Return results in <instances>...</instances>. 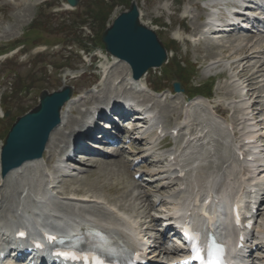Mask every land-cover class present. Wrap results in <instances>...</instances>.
Masks as SVG:
<instances>
[{"label": "rangeland", "instance_id": "rangeland-1", "mask_svg": "<svg viewBox=\"0 0 264 264\" xmlns=\"http://www.w3.org/2000/svg\"><path fill=\"white\" fill-rule=\"evenodd\" d=\"M205 2L203 0H114L111 3L114 4L113 9L106 17L105 23L102 24L100 22L98 24L95 20H91L90 16L85 15L86 7H89L88 0H79V18L64 12V5H66L64 0H53L46 3V5H39V0H14L13 2L0 0V54L17 44L27 43L26 56L19 57L15 55L17 51L15 50L9 56L0 57V145L14 123L16 116L18 117L24 112L28 113L37 106L38 96L41 92L51 93L64 86L71 87L74 94L78 95L77 99L89 101L85 108L102 100L101 89L105 87L103 84L107 82L106 72L110 73L111 67L118 66L114 72L119 71L116 73L123 75L124 69H122L123 63L120 64L119 60L106 54L100 41L101 35L119 14L129 9L131 3L137 5L140 22L153 31L168 56L169 64L160 68L150 69L147 80L149 86L164 91L160 95L150 92L147 95L154 98L151 105L160 110L165 116L164 119L168 128L177 124L178 118H182L181 122L187 126L188 130L195 129L201 120L210 118L209 114L213 106L220 105L221 109L227 107L230 103V98L232 99L236 92L238 93L234 88L236 89L238 86V88L244 87L243 84L250 77L254 81L250 80L251 86L246 87L242 93L246 94L247 88L255 89L252 94L257 98L250 100V102L256 101V108L264 111V54L262 53L264 45H260V48L258 47L256 56L252 55L250 57L252 52V49L248 51L250 46L247 49L244 48V51L234 52L231 51L233 48L229 46L230 44H228L226 38H214L210 41H202V37L191 39L200 33L201 26L208 16L209 11L206 9ZM89 10L92 13L94 12V14L97 13V9L94 6H91ZM258 37L253 35V33L247 32L233 34L229 38L232 40L237 39L234 46H238L239 43L245 45L246 43H254L257 39L262 40V38ZM77 40L81 41V45L84 46L83 49L88 52V55L80 54L77 51V46L71 45L73 41ZM55 43L61 45L53 47ZM43 44H48L50 48L44 49L40 46L32 49L34 45ZM65 45L72 47H64ZM170 50L173 51L174 56L169 52ZM12 56V59H16V61L11 60V62L3 63L5 57L11 58ZM214 58H223L222 66L212 70L208 69L210 61ZM239 58L242 60L235 64L234 70L240 72L244 67L248 68V70H245L242 74L245 78L243 77L240 81L233 79L235 82L230 84L228 81L233 75V71H230L228 63ZM25 59L26 61L24 62ZM250 65H253L254 68ZM256 70L259 72L262 70V72L255 73ZM185 71L191 74L190 78L183 76ZM218 74L219 77L217 76ZM108 77L107 79L114 82V76L112 78ZM178 79L184 83L186 89L184 93L187 95H189V92L190 94L196 91L202 92L207 84L211 85L213 87L210 95L212 99L209 101L211 105L209 102L198 98L187 101L183 93L171 94V83L178 81ZM83 109V105L82 107L80 105L77 106V110ZM1 110L9 112V116L2 119L1 117H3L4 113ZM78 116V114L68 115L69 118L73 119ZM235 116L233 110H229L226 114L229 122L234 121L236 119ZM261 118L264 119V112L257 116V119L261 120ZM217 123L221 124L222 121L218 119ZM261 126L258 129L264 135V126ZM217 136V145L213 143L211 150L213 157L209 156V160H216L214 154H217V156L222 154L227 160V150L225 153V148L220 147L223 139L221 141L218 134ZM228 141H231V137ZM101 149L106 153L112 150L111 147L106 145ZM206 150V147H198L192 152L201 154V158L205 160L208 155L205 152ZM163 154L164 151H156L154 156L160 157ZM86 159L87 157L77 156V162H82ZM216 165L215 163L212 164V167L204 166L205 168L201 169V172L198 171V173L200 172L207 177L209 172L216 169L213 168ZM71 166L74 169V177L69 179V187L81 188L83 191H87L89 194L94 193L93 195L101 198L109 196L115 205L119 204L123 207L129 205L131 197L136 196L140 192L139 188L128 184L129 195L119 193L118 184H122V179L125 181L124 173H122V170L125 172V169L119 170V168L124 167L122 162L112 166L122 174L121 180L116 179V174L109 175L105 168H101V170L92 168L90 170V167L87 168L76 163ZM89 171L92 172V175L88 177V182L91 184L96 183L95 186H97V189L92 192H88L87 183H85L87 178L85 172ZM238 173L239 171L235 167L228 174L232 183L239 178ZM98 175L103 176V178L98 179ZM109 176L113 177L106 179ZM118 177L120 178V176ZM204 179L205 177H203ZM129 180H132L131 176ZM110 185H112L109 187L111 191L108 192L109 188L107 186ZM2 191H4V187L1 189ZM6 191H8V188ZM154 213V211H151V215ZM261 221H264V218H261L259 223ZM259 228L257 225L254 232L255 235H257Z\"/></svg>", "mask_w": 264, "mask_h": 264}, {"label": "bare ground", "instance_id": "bare-ground-1", "mask_svg": "<svg viewBox=\"0 0 264 264\" xmlns=\"http://www.w3.org/2000/svg\"><path fill=\"white\" fill-rule=\"evenodd\" d=\"M9 1H13V0H9ZM142 25L146 26L145 24H142ZM214 35L216 36V34H212V36ZM223 36L224 35H222V37ZM231 36L232 34L225 35V38L227 39L228 44H230L229 46L233 48L231 51H234V52L240 51V50H243L244 48L247 49L250 46L248 48V51H251L252 49V52L250 53V57H252V55L256 56V54L258 53L257 51L258 47L260 48V45H264V37H263L262 40L257 39L255 40L254 43H246V44L244 43L245 45H243V43L242 44L239 43L238 46L237 45L234 46V43L236 42L237 39L232 40L229 38ZM244 41H247V40H244ZM262 53L264 54V51ZM213 60H218V61H216L215 63H211L208 66V69L212 70L219 66H222V62H224L223 58L222 59L214 58ZM239 60H242V59L239 58V59H236V61L228 63L230 71H233V75L229 78V81H228L230 84H233L235 82L233 81V79H237L238 81H240L244 77V75H242L243 72L245 70H248V68H245V67L242 68L240 72L234 70V66L235 64H237ZM226 61H227V58H226ZM119 63L122 64L121 62ZM250 66H253V65H250ZM122 67H123L122 69H124L123 75L116 73L119 71L114 72L116 68H118V66L111 67L110 73L107 72V75H106L107 82L103 84L105 87L101 89L102 100L99 104L94 105V106L91 105L87 108L85 112L80 113L77 110V106L80 105L82 107V105L83 106L88 105L89 101L87 100L77 101L75 97H72V99L65 104V106L62 108L60 112V118H59L60 124L57 128H55L50 133L43 157L40 160H33V161L25 162L19 168L11 171L6 176V178L2 179L3 181L2 186L4 187V191L0 195V221L7 219L9 217H14V215L20 210H25V209L28 210L34 207L35 202L32 200V196L38 194V192L41 191L42 186L51 178L50 175L46 174L45 172L46 169H47V172L49 171L51 175L58 174L55 168L53 167V163L55 161V158H54L55 154L58 150H60L61 152H64L65 149H67L68 146L70 145L69 139L71 138H74V141H73L74 147L80 148V151L85 152V154L87 155V159L85 161L77 162L76 164H80L87 168L90 167L89 168L90 170H92V168L98 169V170H101V168H105L107 169V173L109 175L116 174L117 176L115 177H117L116 178L117 180H121L122 178L121 177L122 174H120L119 170L125 169V172H123L122 170V173H124L123 176L125 177L124 178L125 181L122 179V184L121 185L118 184L119 193H123L124 195H129L130 191L127 189L128 184L134 185V187L140 188L141 192L136 196H132L129 202V205H125V207L119 204L114 206L113 200H111L109 196H107L104 198V201H106V203L111 205L107 207V206H102V204L99 203V200L96 197L89 196L88 195L89 193H87V191H83L81 188H77V187L76 188H72L71 186L69 187V179L73 177L69 178L68 180L64 178L58 182V186L56 187V190H57L56 194L62 197L66 196L65 200L67 203L59 202L61 205L58 207L59 208L61 207L65 211L69 210L71 212H62V210L59 208L48 209V211L42 210L41 215L43 216V220L47 221L50 218L55 217V215H59V216H62L61 221L70 220V219L73 221L75 220L83 221L85 223V226H84L85 233L84 234L94 229L102 231L115 244L125 247L126 249H130L134 247V245L138 241H144V236L138 237L139 233H145L147 229L145 228L146 227L145 222H143L142 220L149 214L150 211H152L157 206V204L165 209V211H161V213L166 212L167 214H173L174 212H176L177 210H180V208L185 205V202L188 199V195L191 194L193 191H196V194H200L202 193V191L206 189L218 190L221 187H223V185L226 182L225 180L228 178V176L225 179L224 178L225 175L221 174L223 172L222 166L227 161V160L224 161L225 157L221 154H219V156H217V154L216 155L214 154V156L216 157L215 158L216 160L214 158L213 160L215 161H212V160L205 161L204 159L197 160L198 167L201 165L212 167V164H215V163L217 164L216 167H213L216 169H213L211 172H209L207 174V177L200 173L202 171L201 169L199 170L200 171L199 173L198 171L195 174L190 172L188 175V172H186L183 177H179L178 175L181 172H185V170L187 169L186 166L181 164V160L175 163V165L169 166V168L166 171L168 174L166 177H161L160 175L163 174L164 171L162 170V167H159L161 166L159 165L160 162L151 161L149 166L145 167V172H144L149 177V180H148L149 183H146L147 187L145 186L141 187V185L137 183L136 181L129 180V175L132 172L133 167L131 166L132 161L130 162V165H129V160L127 159V157H125V154L127 152H125L124 148L113 149L110 152H108L106 155H103V153L92 155L89 153L90 151H88L87 149L81 148L79 138L77 139V137H79L78 129H80L83 126V124L89 119L90 116L96 113V109L98 106L105 104L112 96H117L121 92L132 91V88L127 84V81H126L127 79H129V77H130L131 84H138L148 89L147 87L148 86L147 85V75L148 74L143 76L140 80L135 81L131 78V72L128 66L125 64H122ZM258 72L259 71L256 70L255 73H258ZM260 72H262V70ZM108 76L110 78L114 76L115 77L114 80L115 81L118 80V84L116 86L112 85V82L110 81V79H107ZM250 80H253V78L252 79L251 77L249 79L247 78L245 82L246 85L245 83L243 84L244 87L242 86L238 88L239 86L237 85L238 87L236 89L234 88V90L238 92L242 90L241 92H243V90H245L246 87L251 86ZM107 85H108V88H107ZM247 89L248 90L246 92V95L244 96L241 93L237 94L236 92L234 99L235 100L238 99L239 102H241V105L237 107H233V114H239L241 116V120L245 121L244 127L247 126V124L251 126L256 116H260V114L263 113V110L255 108L257 104L256 101H253L251 104L244 103L245 97L248 98L247 101H250L252 99L254 100L257 98L254 96V94H252L254 93L253 90L255 89H251V88H247ZM92 98H94V96H92ZM145 98H148V97L145 96ZM155 112L159 116V123L157 124L163 125L164 123L163 118H165V116L162 114V112H159L157 110ZM215 112L223 116L224 113L228 112V109H221L217 107L215 109ZM74 114H78L79 118L77 117L73 119V118L68 117V115H74ZM259 123L264 125V119L256 122L254 125L258 126ZM135 124H138V123H135ZM235 124H236L235 129H238L240 127V125L238 124V120L235 122ZM228 125L229 124L227 123L226 126ZM177 128H180L179 124L170 128V130H174ZM132 131L137 132L138 129L136 127H133ZM203 131L201 132L194 131V133H191V134L189 133L190 138H195V136H201L203 134ZM216 131L219 132L218 134L219 139L220 140L223 139V136L217 127H216ZM187 135L188 134H186V136ZM143 137H145V134L142 137H139V135L137 134L136 137H133V142H131L132 139H128V142H129L128 145H130V148H131L130 152H133L132 150H136V151L143 150L141 146V141L144 139ZM150 139H151V143L154 145L156 143L154 135ZM238 146L239 145L235 146L234 144H232L229 148V152L231 151L232 148H237ZM249 147L256 148L255 146H249ZM125 149H127V147ZM143 151H146V154L148 155L152 153V150L150 149H144ZM176 151H178V149H175L173 151L171 150V153L169 154V156L175 155ZM141 154L144 155L143 158L146 156L144 152ZM209 154L211 155V153ZM135 157H138V156H135ZM210 157H213V155H211ZM116 158H119V159H116ZM75 159L77 161V157ZM136 159L137 158H135V160ZM232 159L234 162H236L235 158H232ZM121 162L124 164L123 168H119V170H117L114 167H112L115 164H120ZM259 162H260L259 159H255L254 164H257ZM42 163H44V168L42 166ZM156 166H158L159 169H154V168L151 169L152 167H156ZM252 166H256V165H252ZM262 167L264 166H260V168ZM242 170L244 171V169ZM85 173L87 174L85 183H87L86 187H88V190H89L88 192L95 191L97 189V186H95L96 183L91 184L88 182V177L92 175V172L89 171ZM260 173H264V169L260 171ZM257 175H258L257 178L256 177L254 178L258 179L260 174H257ZM118 176H120V178ZM60 177H66V176H60ZM112 177L113 176H109L106 179L112 178ZM203 177H205L204 180H203ZM100 178H103V176L98 175V179ZM7 181L11 183V189H9L8 195H5L3 193L8 188V184H9L7 183ZM156 181L159 182V185H157L155 189H152L150 186L153 185L152 183ZM85 183H82V184H85ZM179 184L185 185L184 191H180ZM111 186L112 185L107 186V188ZM61 189L63 190L61 191ZM165 189H171V190L167 193ZM109 191H111V188L108 189V192ZM153 194L157 196V199L149 201V197L152 196ZM73 198L75 199L73 200ZM13 199H15V201H12ZM260 201L264 202V193H263V196L260 198ZM81 204H89L87 209H91L93 212L96 213L97 216L100 215L99 217H105L111 221L107 222L102 219L88 218L86 217V215L81 214L84 211L79 212L78 214L80 215H74L73 213H76V212L74 211L73 208ZM156 221H158L156 218H151V223H154V225ZM19 223H23V222L20 220L19 222H17V224ZM159 239L162 240V237L160 236ZM168 253H166V256H168Z\"/></svg>", "mask_w": 264, "mask_h": 264}, {"label": "water", "instance_id": "water-1", "mask_svg": "<svg viewBox=\"0 0 264 264\" xmlns=\"http://www.w3.org/2000/svg\"><path fill=\"white\" fill-rule=\"evenodd\" d=\"M77 1L67 0L71 6H76ZM138 18L137 6L131 3L128 11L121 13L101 36L105 50L128 64L135 79L148 69L160 67L166 62L162 45L151 30L140 24ZM173 89L176 92L180 90L176 84ZM70 96L69 88L52 94L42 92L39 105L17 119L1 149L3 175L26 161L40 158L50 132L59 123L60 109Z\"/></svg>", "mask_w": 264, "mask_h": 264}, {"label": "snow or ice", "instance_id": "snow-or-ice-1", "mask_svg": "<svg viewBox=\"0 0 264 264\" xmlns=\"http://www.w3.org/2000/svg\"><path fill=\"white\" fill-rule=\"evenodd\" d=\"M206 215V213H205ZM21 236L24 235L23 232L20 233ZM49 241H56L58 238L55 236H48ZM198 235L192 236L189 239V248L191 252L192 261L198 262V264H224L222 249L219 246L210 244L207 246V255L205 256L204 251L199 247ZM58 256L63 257L64 259L73 260V261H83L84 264H104V261L98 254H95L90 251H61L55 253ZM183 264H190L189 261H184Z\"/></svg>", "mask_w": 264, "mask_h": 264}, {"label": "trees", "instance_id": "trees-1", "mask_svg": "<svg viewBox=\"0 0 264 264\" xmlns=\"http://www.w3.org/2000/svg\"><path fill=\"white\" fill-rule=\"evenodd\" d=\"M89 1V7L87 8L86 14L90 16L91 20H95L96 23L102 22V24L105 23L106 17L110 14V11L113 9L114 4H111L114 0H88ZM91 6H94L97 9V13H92L89 9ZM73 16H76V18H79V13L73 14ZM78 41V40H77ZM188 74V75H187ZM181 76V75H180ZM183 76H188L190 78L191 74L188 71L183 72ZM207 93H209V88L206 89Z\"/></svg>", "mask_w": 264, "mask_h": 264}]
</instances>
